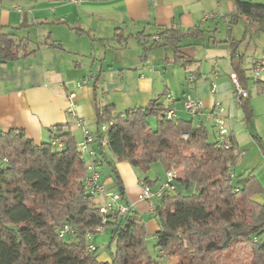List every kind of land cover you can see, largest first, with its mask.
Masks as SVG:
<instances>
[{
  "label": "crops",
  "instance_id": "crops-1",
  "mask_svg": "<svg viewBox=\"0 0 264 264\" xmlns=\"http://www.w3.org/2000/svg\"><path fill=\"white\" fill-rule=\"evenodd\" d=\"M244 1L264 5V0ZM234 11L231 0L0 1V30L24 46L15 60L0 62V131L21 130L39 146L52 140L54 127L68 125L78 145L83 132L67 114L69 93L76 97L77 116L96 134L103 124L97 121L98 109L111 106V117L115 118L151 102L162 105L169 92L175 98L177 119L192 121L195 128L203 126L207 132L210 128L215 141L213 103L218 101L225 110L221 116L224 128L237 144V159L231 170L236 166L258 180L263 193L253 198L263 203L264 157L252 137L259 138L264 150V94L257 89L258 82L264 83V71L255 80L252 70L256 63L264 68V33L250 32L243 40V20L231 33L233 41H241L237 56L243 57L242 69L249 80L254 118L248 127L242 120L229 77L235 73L230 64L226 28ZM197 27L204 30L203 37L194 39L185 34ZM164 28L184 33L177 50L162 42L151 48L158 31ZM244 44L247 47L241 49ZM248 48L252 55L246 60ZM190 76L196 81L191 82ZM83 81V86H76ZM213 83L216 93L212 96ZM186 96L203 105L196 117L183 112L181 101ZM242 134L251 137L244 145L238 140ZM103 150L108 156L106 146ZM116 170L125 202L143 219L147 241L154 240L160 230L154 215L157 199L143 202L138 200V194L144 177L156 182L151 189L157 192L167 174L157 163L151 165L146 175L125 162L117 164ZM99 172L105 190L118 192L106 163L101 164ZM173 187L186 196L197 192L192 182L182 186L176 179ZM96 202L102 206L104 200L96 196ZM97 258L102 263L112 262L101 255Z\"/></svg>",
  "mask_w": 264,
  "mask_h": 264
},
{
  "label": "trees",
  "instance_id": "trees-1",
  "mask_svg": "<svg viewBox=\"0 0 264 264\" xmlns=\"http://www.w3.org/2000/svg\"><path fill=\"white\" fill-rule=\"evenodd\" d=\"M231 1L235 11L226 28L229 59L247 91L238 104L249 127L254 118L249 80L242 69L243 57L237 56L241 41H233L231 33L240 20L246 23L243 40L250 32L264 33V5ZM183 34L174 28L160 29L159 41L151 48L162 42L177 50ZM185 34L197 39L204 30L197 27ZM214 44L218 43L214 40ZM22 48L12 35L0 30V62L15 60ZM257 87L264 94V83L258 82ZM112 112L111 106L96 112L98 123H112L105 134L97 135L106 138L110 154L102 150L98 157L109 168L121 203H126L116 170L121 162L142 175L157 163L165 173L175 174L182 186L192 182L197 187L190 196L175 190L157 201L154 215L160 230L154 248L160 258H175L176 264H264V241L259 238L264 232V202L253 198L263 188L252 174L239 177L231 170L237 159L234 137L228 136L227 148L218 147L209 141L205 127L195 128L192 121L165 120L157 102L115 118ZM151 117L157 121L155 128L148 121ZM50 138L37 146L21 130L0 131V264H109L85 249L86 235L94 234L97 227L109 229L111 243L116 244L111 264H162L150 256L144 221L130 209L123 217L107 216L102 223L96 197L84 191L86 164L68 125L54 127ZM53 138L62 142L60 150L52 145ZM252 139L264 157L259 138ZM141 183L149 188L156 184L147 177ZM58 223L71 224L75 234L59 238Z\"/></svg>",
  "mask_w": 264,
  "mask_h": 264
},
{
  "label": "built area",
  "instance_id": "built-area-1",
  "mask_svg": "<svg viewBox=\"0 0 264 264\" xmlns=\"http://www.w3.org/2000/svg\"><path fill=\"white\" fill-rule=\"evenodd\" d=\"M78 0H69L70 3L77 2ZM153 1V0H149ZM156 41L157 38H156ZM264 71L263 66L260 63H256L252 70V76L255 80L259 79L260 73ZM233 90L235 92L236 101L237 104L240 101L241 98L247 97V91L244 90L238 81L237 77L235 75H229ZM191 82H195L196 79L194 76L189 77ZM85 84V81L77 82L76 86L81 87ZM211 95L216 93L215 91V85L214 83L211 86ZM68 100L67 104V114L74 120L75 124H77V127L82 129L83 132V140L80 141V143L77 145V150L82 155V158L84 160V163L86 164V175L83 179V188L84 191H87L90 195L96 197H102L104 200V203L102 206H100L99 212L100 216L103 219L102 223L105 224L107 221V216L112 217H123L128 211L129 207L126 203H121L120 194L118 192L116 193H108L107 190H105V187L103 183L101 182V175L99 172V167L101 166V163L99 161V152L103 150V148L106 146V138H99L98 134H105L108 127L112 125L111 121H106V124H102L99 127V130L96 134H92L86 126L83 124L82 119H80L77 116V113L75 111V95L73 93H69L66 96ZM175 102L174 96L166 92V94L163 97L162 105L164 109V119L168 121H177V113L175 110V107L173 106ZM181 105L183 106V112L191 117H196L200 111L203 109V105L201 101L191 98L190 96H186L181 101ZM224 108L222 104H220L218 101H214L213 103V112L215 114L214 119V125H215V132H216V139L215 143L218 147H225L227 148L226 142L228 138V132L224 128V120L221 118V116L224 114ZM184 139H187V135L182 136ZM52 145L56 146L58 150H60L63 146L62 142L59 141L57 138H53ZM3 162H5L4 159H2ZM166 181L163 183L161 189L157 192H154L151 188H149L144 183L140 184V193L138 194V200L143 202H150L152 199H157V201L166 193L175 191V188L173 187V182L176 181V175L173 173H166ZM229 177L233 178L234 173L229 172ZM101 227H97L94 231L97 233L101 230ZM75 229L71 224L68 223H62L56 227L55 232L58 234L59 238L63 239L66 237H70V235L75 234ZM92 234H87L85 237V249L89 253H95L97 252L96 245L92 242Z\"/></svg>",
  "mask_w": 264,
  "mask_h": 264
},
{
  "label": "rangeland",
  "instance_id": "rangeland-1",
  "mask_svg": "<svg viewBox=\"0 0 264 264\" xmlns=\"http://www.w3.org/2000/svg\"><path fill=\"white\" fill-rule=\"evenodd\" d=\"M245 47H247V44H244L241 49H245ZM246 50H247V48H246ZM251 55H252V51L250 48H248V51L245 55L246 60L250 59ZM259 59H262V58H259ZM242 120H243V118H242ZM148 121H150V124L153 128L156 127L157 121L155 118L151 117L148 119ZM103 124H106V123H103ZM208 132H209V137H210L209 141H212L214 139L213 138V132H211L210 128H208ZM249 139H251V137H247L246 134H242L241 138H238L240 144H242V145H244V143H246V141H249ZM108 153L110 154L109 150H108ZM156 166H158V165H156ZM153 170H155V169H153ZM234 171L236 172V174L239 177H242L244 175V171H241L236 166L234 168ZM137 175H139V177H142L140 174H137ZM58 225H60V224L59 223L56 224V226H58ZM259 238L261 239V241H264V232L261 235H259ZM91 239H92V242L94 243V245H96L97 252H95V253H96L97 257H98V255H101L102 258L106 259L107 261H111L113 259L112 256L115 252V245H116V244H114V242L111 243V231H109V229H101L99 232H97V233L95 232L94 234H92ZM146 243H147V248H148L150 256L161 261L162 264H176L175 258H169L167 256L165 258L164 257L160 258L159 252L157 250H155V248H154L155 242L153 239H151V240L149 239ZM111 263H109V264H111Z\"/></svg>",
  "mask_w": 264,
  "mask_h": 264
},
{
  "label": "water",
  "instance_id": "water-1",
  "mask_svg": "<svg viewBox=\"0 0 264 264\" xmlns=\"http://www.w3.org/2000/svg\"><path fill=\"white\" fill-rule=\"evenodd\" d=\"M121 189V188H120Z\"/></svg>",
  "mask_w": 264,
  "mask_h": 264
}]
</instances>
